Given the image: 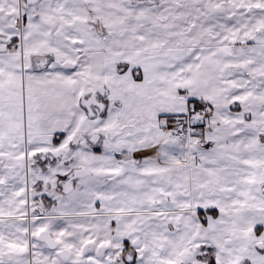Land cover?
<instances>
[{"label":"snow or ice","instance_id":"snow-or-ice-1","mask_svg":"<svg viewBox=\"0 0 264 264\" xmlns=\"http://www.w3.org/2000/svg\"><path fill=\"white\" fill-rule=\"evenodd\" d=\"M0 264H264V0H0Z\"/></svg>","mask_w":264,"mask_h":264}]
</instances>
